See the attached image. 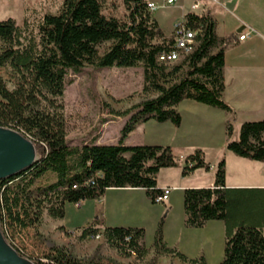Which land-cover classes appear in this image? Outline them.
Returning <instances> with one entry per match:
<instances>
[{"label": "trees", "instance_id": "obj_1", "mask_svg": "<svg viewBox=\"0 0 264 264\" xmlns=\"http://www.w3.org/2000/svg\"><path fill=\"white\" fill-rule=\"evenodd\" d=\"M147 4L146 0H62L57 15L44 14L35 23L34 34L26 21L22 25L13 19L0 21V68H11L25 86L23 104L4 107L5 121L0 127H10L28 138L37 154L31 167L0 181L1 231L21 256L13 242L15 235L37 226L44 211L49 218L61 220L66 204L97 200L109 188L143 189L155 203L162 194L157 189L161 169L181 167L183 176L198 169L208 171L200 150L180 159L169 146L123 144L140 121L170 122L178 127L181 116L176 107L185 100L228 114L226 149L237 157L264 162V121L243 123L238 139H231L235 113L223 100V68L225 51L235 37L218 38L210 15L188 13L183 25L198 31L191 52L185 55L177 50L180 58L174 63L159 61L161 55L176 50L174 35H164ZM86 66L141 68L143 92L156 94L123 112L111 111L116 117L128 118L116 145L90 142L70 146L66 141L65 122L56 100L64 94L68 73H79ZM41 103L48 104L52 112L40 109ZM224 181L221 159L211 187L184 191V226L199 229L209 221H222L225 246L219 264H264V228L259 223L264 217V199L233 197ZM96 225L95 221L81 229V239L101 232L108 246L122 255L143 259L147 254L143 229L99 230ZM162 226L160 220L153 241L155 252L172 254L190 264H205L202 256L188 260L166 248ZM34 263L117 264L96 258L78 260L58 247Z\"/></svg>", "mask_w": 264, "mask_h": 264}, {"label": "crops", "instance_id": "obj_2", "mask_svg": "<svg viewBox=\"0 0 264 264\" xmlns=\"http://www.w3.org/2000/svg\"><path fill=\"white\" fill-rule=\"evenodd\" d=\"M146 1L156 5L151 15L167 37L173 35L174 26L188 13L210 15L218 38L235 37V42L225 51L223 68V100L235 113L231 139H238L243 123L264 121V0H172L170 4L168 0ZM194 5L196 9H192ZM243 34L245 39L239 41ZM176 110L181 116L178 127L170 122L140 121L123 144L169 146L180 159L200 150L209 164L208 171L198 169L183 176L181 167L161 169L157 189L170 190L165 202L152 203L143 189L109 188L97 200L83 201L78 206L66 204L63 219L50 218L53 226L61 227L67 234H75L95 221L99 230L141 228L145 232V248L151 251L157 225L162 220L166 248L174 249L188 260L202 256L205 264H219L224 257L225 224L209 221L203 228H186L184 191L211 187L216 166L223 159L224 185L233 197L264 199V162L237 157L226 149L225 122L230 116L225 112L189 100L181 102ZM127 121L124 118L113 126L107 125L114 128L116 140L95 143L116 145ZM259 223L264 228V217ZM173 258L170 260L174 264H183L179 258Z\"/></svg>", "mask_w": 264, "mask_h": 264}, {"label": "rangeland", "instance_id": "obj_3", "mask_svg": "<svg viewBox=\"0 0 264 264\" xmlns=\"http://www.w3.org/2000/svg\"><path fill=\"white\" fill-rule=\"evenodd\" d=\"M61 7L62 0H0V21L13 19L18 25L26 21L34 34L35 23L44 14L57 15ZM108 45L100 47L99 54ZM142 87V69L138 67L95 69L86 66L79 73L69 72L64 94L56 100V105L61 106L58 112L65 122L68 144L81 146L90 142L116 140L112 126L124 118L112 115L111 111L123 112L156 96L155 93L143 92ZM24 93L25 86L20 77L11 68L1 67L0 123L5 121L4 107L22 105ZM40 109L52 112L45 103H41ZM109 124L112 126L107 127ZM13 242L21 250L23 257L31 258L34 262L42 261L52 247H58L73 258L84 261L96 258L117 264H174L170 260L174 259L172 254L157 253L154 248L143 259H136L134 255L120 254L108 246L104 239H81L80 231L67 234L53 226L45 211L37 226L16 234Z\"/></svg>", "mask_w": 264, "mask_h": 264}, {"label": "water", "instance_id": "obj_4", "mask_svg": "<svg viewBox=\"0 0 264 264\" xmlns=\"http://www.w3.org/2000/svg\"><path fill=\"white\" fill-rule=\"evenodd\" d=\"M37 160L33 143L16 130L0 127V181L14 177ZM0 264H36L4 238L0 225Z\"/></svg>", "mask_w": 264, "mask_h": 264}, {"label": "built area", "instance_id": "obj_5", "mask_svg": "<svg viewBox=\"0 0 264 264\" xmlns=\"http://www.w3.org/2000/svg\"><path fill=\"white\" fill-rule=\"evenodd\" d=\"M167 3H172V0H168ZM148 11L152 14L156 10V5L154 3L148 2L147 4ZM197 6H192V9H196ZM198 34L197 30H191L188 28H185L183 25V21L177 23L174 26V40H175V51H172L168 55H161L159 57V61H167L170 63H174L179 60V53L178 51H182L185 55L190 53L192 50V46L194 45V39L196 35ZM246 35L243 34L239 36L238 40L243 41L245 39ZM178 50V51H177ZM170 194L169 189H164L162 191V194L158 196L155 199L156 203H163L168 199V196ZM79 204H77L78 206ZM102 238V235L100 233H97L95 236L91 237L92 240H99Z\"/></svg>", "mask_w": 264, "mask_h": 264}]
</instances>
